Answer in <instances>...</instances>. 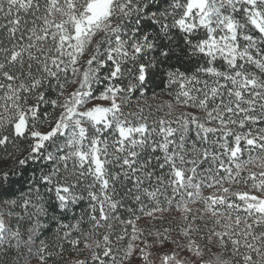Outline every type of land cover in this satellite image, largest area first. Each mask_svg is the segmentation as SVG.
<instances>
[{
	"label": "trees",
	"instance_id": "obj_1",
	"mask_svg": "<svg viewBox=\"0 0 264 264\" xmlns=\"http://www.w3.org/2000/svg\"><path fill=\"white\" fill-rule=\"evenodd\" d=\"M89 1L0 0V264H264V0ZM81 75L118 106L54 129Z\"/></svg>",
	"mask_w": 264,
	"mask_h": 264
},
{
	"label": "rangeland",
	"instance_id": "obj_2",
	"mask_svg": "<svg viewBox=\"0 0 264 264\" xmlns=\"http://www.w3.org/2000/svg\"><path fill=\"white\" fill-rule=\"evenodd\" d=\"M114 0H90L86 7L85 17L82 20V27L80 30L95 29L97 31L105 30L111 26L109 20V14L112 2ZM212 0H190L188 5V15L191 19L198 23L208 24L210 16V2ZM255 24L261 29L264 35V17L258 13H255L253 18ZM190 22H182V26L187 28L191 26ZM78 67L82 71L81 67ZM84 75H81L78 82L72 86L70 93L68 94V100H65L62 106V118L54 129L62 128L67 123H76L80 121V115L87 113L89 117L94 119H101L102 116L113 111L118 106V101L112 96H101L91 100L85 101V106L81 107V102L84 99H80L81 93L84 92ZM69 101V102H68ZM25 129V120L20 119L17 124V131L22 132ZM53 130L45 131L42 134L43 137H47ZM122 264H202L199 260L198 254L194 251H177V253L169 257L164 253L155 252L149 253L144 245L141 243L133 244L130 249L129 260Z\"/></svg>",
	"mask_w": 264,
	"mask_h": 264
}]
</instances>
